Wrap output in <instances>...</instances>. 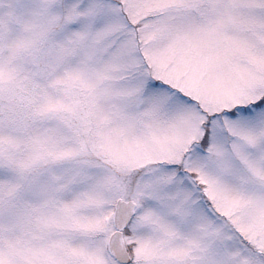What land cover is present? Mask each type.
<instances>
[{
	"label": "snow or ice",
	"instance_id": "6c2138e0",
	"mask_svg": "<svg viewBox=\"0 0 264 264\" xmlns=\"http://www.w3.org/2000/svg\"><path fill=\"white\" fill-rule=\"evenodd\" d=\"M0 264H264V0H0Z\"/></svg>",
	"mask_w": 264,
	"mask_h": 264
}]
</instances>
